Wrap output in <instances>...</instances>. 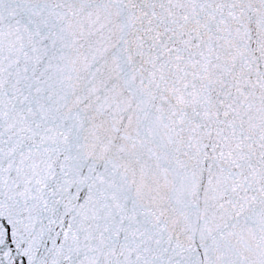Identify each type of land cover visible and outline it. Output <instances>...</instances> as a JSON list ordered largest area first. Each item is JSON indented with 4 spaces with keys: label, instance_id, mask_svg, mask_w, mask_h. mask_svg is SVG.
<instances>
[{
    "label": "snow or ice",
    "instance_id": "obj_1",
    "mask_svg": "<svg viewBox=\"0 0 264 264\" xmlns=\"http://www.w3.org/2000/svg\"><path fill=\"white\" fill-rule=\"evenodd\" d=\"M0 264H264V0H0Z\"/></svg>",
    "mask_w": 264,
    "mask_h": 264
}]
</instances>
